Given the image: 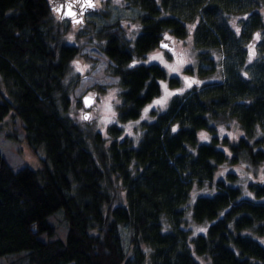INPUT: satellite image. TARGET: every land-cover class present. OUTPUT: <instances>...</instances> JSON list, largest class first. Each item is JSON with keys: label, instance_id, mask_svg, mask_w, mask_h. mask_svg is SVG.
<instances>
[{"label": "trees", "instance_id": "16d2710c", "mask_svg": "<svg viewBox=\"0 0 264 264\" xmlns=\"http://www.w3.org/2000/svg\"><path fill=\"white\" fill-rule=\"evenodd\" d=\"M125 1L139 11L136 34L119 21L93 32L121 87L117 121L136 119L161 92V79L180 84L138 58L166 35L190 32L198 49V78L142 122L136 142L120 136L116 121L105 135L87 134L64 113L62 80L80 47L63 41L71 23L49 0H0V121L10 111L19 116L27 145L44 153L39 167L14 170L0 152V257L15 253L10 264H264V178L242 183L238 172L220 169L264 162V53L249 52L254 34L264 32V0ZM219 67L222 75L208 79ZM231 119L242 132L236 139L216 132V123ZM194 186L206 191L192 195ZM191 198V219L202 230L186 223ZM58 210L63 237L48 220Z\"/></svg>", "mask_w": 264, "mask_h": 264}, {"label": "rangeland", "instance_id": "374dc122", "mask_svg": "<svg viewBox=\"0 0 264 264\" xmlns=\"http://www.w3.org/2000/svg\"><path fill=\"white\" fill-rule=\"evenodd\" d=\"M96 2L97 9L85 15L83 26L79 27L69 24L68 29L62 34L63 41L77 44L80 47V52L68 63L62 80L67 86L69 98L68 107L64 110V113L87 134L100 131L105 135L106 126L116 121L121 126L120 136L125 135L133 142H136L142 134V122L152 120L155 113L164 109L169 98L175 92H182L189 88L192 82L198 78V49L192 42L190 32L184 37L166 35L164 37L168 38L174 45L172 50L166 51L155 47L141 58H138L139 62L159 64L166 70L168 75L177 76L180 79V84L171 86L167 79H161V92L142 108L139 116L133 120L119 122L116 119L117 106L120 103L119 93L121 87L119 80L117 76L109 72V59L101 51V41L94 37L93 32L100 24L119 21L128 33L134 35L140 28L137 18L139 11L131 5H127L125 0H96ZM259 10L264 19V7ZM249 52L252 55L253 53H264V32L257 31L254 34V39L249 44ZM210 53L216 58L219 56L218 51L215 49H211ZM188 67L191 68V73L186 70ZM218 69L217 74H212L208 79L220 77L222 73H220V67ZM203 80H206V77ZM84 94H93L95 96L93 104L88 109L89 116L87 119L82 116L85 108L81 97ZM215 126L217 128L216 132L220 136L225 134L230 139H236L242 133L235 119L216 123ZM199 135L202 138H208V133L205 131H201ZM0 152L14 170L22 166L39 167L41 158L44 156L41 147L33 150L27 145L24 139L22 121L12 111L0 121ZM220 169L238 172L242 183L248 180L264 178V162L258 165L225 163ZM118 191V196L122 200L125 196L124 191L121 189ZM192 191L193 195L206 191V189L194 186ZM191 200L192 198L185 208L186 223L195 230H202L204 225L191 219L189 204ZM48 220H51L55 225L56 234L63 237L66 228L61 221V211L58 210L50 214ZM122 233L125 247L128 248V231L122 229ZM14 258L15 253L2 255L0 264H10L9 261H13Z\"/></svg>", "mask_w": 264, "mask_h": 264}, {"label": "water", "instance_id": "95a60500", "mask_svg": "<svg viewBox=\"0 0 264 264\" xmlns=\"http://www.w3.org/2000/svg\"><path fill=\"white\" fill-rule=\"evenodd\" d=\"M49 7L58 19H67L72 25L81 26L85 22V15L97 9V2L96 0H49ZM158 47L172 50L174 45L168 38H165L158 42ZM94 99L95 96L93 94H84L81 97L85 108L82 113L84 119L88 118V109L93 104Z\"/></svg>", "mask_w": 264, "mask_h": 264}, {"label": "snow or ice", "instance_id": "6c2138e0", "mask_svg": "<svg viewBox=\"0 0 264 264\" xmlns=\"http://www.w3.org/2000/svg\"><path fill=\"white\" fill-rule=\"evenodd\" d=\"M89 6H91V4H89ZM85 118H87V117H85Z\"/></svg>", "mask_w": 264, "mask_h": 264}]
</instances>
